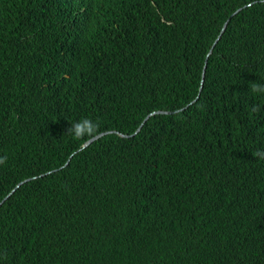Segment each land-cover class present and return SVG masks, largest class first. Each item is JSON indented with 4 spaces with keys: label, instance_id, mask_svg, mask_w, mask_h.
<instances>
[{
    "label": "trees",
    "instance_id": "1",
    "mask_svg": "<svg viewBox=\"0 0 264 264\" xmlns=\"http://www.w3.org/2000/svg\"><path fill=\"white\" fill-rule=\"evenodd\" d=\"M253 82L264 0H0V264H264Z\"/></svg>",
    "mask_w": 264,
    "mask_h": 264
},
{
    "label": "clouds",
    "instance_id": "2",
    "mask_svg": "<svg viewBox=\"0 0 264 264\" xmlns=\"http://www.w3.org/2000/svg\"><path fill=\"white\" fill-rule=\"evenodd\" d=\"M230 17H228L226 19L225 22H227L229 20ZM252 93L257 94V95H264V83H259V82H253L251 83L250 89H249ZM259 109L257 106H252L251 111L253 112H257ZM142 127V126H141ZM98 128H99V124L98 122H95L87 117L81 118L77 121H74L70 124V127L67 128L66 130V134L70 135L71 137H73L76 140H84L85 138H92L93 136H95L98 133ZM137 129V128H136ZM138 132V131H137ZM136 133V130L134 131L133 134ZM122 134V133H119ZM133 134H129L128 136H131ZM103 136V135H102ZM127 136V137H128ZM87 141V140H86ZM93 142V141H92ZM255 156L260 158V159H264V150H258L255 153ZM7 158L4 156H0V165H4L6 163ZM26 180V179H24ZM21 182V181H20ZM18 184V183H17ZM16 184V185H17ZM15 185V186H16ZM21 185V184H20ZM19 185V186H20ZM14 186V187H15ZM18 186V187H19ZM17 187V188H18ZM16 188V189H17ZM15 189V190H16ZM12 190V189H11ZM14 190V191H15ZM10 193V192H9ZM8 193V194H9ZM14 193V192H13ZM7 194V195H8ZM6 195V196H7ZM4 197L1 201L0 204L6 200L9 196Z\"/></svg>",
    "mask_w": 264,
    "mask_h": 264
},
{
    "label": "water",
    "instance_id": "3",
    "mask_svg": "<svg viewBox=\"0 0 264 264\" xmlns=\"http://www.w3.org/2000/svg\"><path fill=\"white\" fill-rule=\"evenodd\" d=\"M239 10H240V8L236 9L231 15L237 13ZM226 25H227V22H224V24H223V30H224V28L226 27ZM219 35H220V34H219ZM219 35H218V37H219ZM215 41H216V40H215ZM210 51H211V49L209 50V52H210ZM209 52H208V53H209ZM205 65H206V60L204 61L203 69H204ZM203 77H204V70L202 71V78H203ZM201 82H202V80H201ZM170 112H171V111H164V110H158V111L151 112L150 114H148V115L144 118V120L142 121V123L137 127L136 132L140 130V128H141L143 122H144V121H145L150 115L155 114V113L161 114V113H170ZM109 132H111V131H105V132H101V133L96 134V135L93 136L92 138H89L87 141H85V142L82 144L81 148L86 147V146L89 145L92 141L96 140L97 138H99V137H101L102 135H104V134H106V133H109ZM120 135H121V136H128V135H126V134H120ZM67 163H68V161H67L65 164H67ZM25 181H27V179H26V180H23V181H21V182H19V183H18V184H17V185H16V186L10 191V193H9L7 196L11 195V194L14 192V190H15L20 184H22V183L25 182ZM7 196H6V197H7Z\"/></svg>",
    "mask_w": 264,
    "mask_h": 264
}]
</instances>
